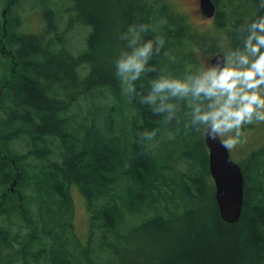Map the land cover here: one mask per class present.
Here are the masks:
<instances>
[{
	"label": "trees",
	"instance_id": "1",
	"mask_svg": "<svg viewBox=\"0 0 264 264\" xmlns=\"http://www.w3.org/2000/svg\"><path fill=\"white\" fill-rule=\"evenodd\" d=\"M105 1L94 0L104 9L98 12L93 9L89 10L93 6L91 2L73 1L76 16L72 17L67 24L69 29L77 24H86L92 28L86 40V49L79 54L70 53L68 48L49 51L43 37L22 35L20 41L23 49H19L17 53L20 68L17 74L13 75L7 87L5 98L10 99L7 112L11 131L6 135L1 134L0 140L3 141L4 136H8L10 140L29 136L30 142L29 152L23 156L12 153L9 148L5 155H2L0 151V185H6L12 177L18 186L25 181L30 183L29 178L34 182L37 181L35 185L39 198H45V200L47 198L48 211L44 219L46 224L44 234L53 238L48 256L51 264H80L81 262L70 259L63 252L64 247L59 244V236L55 231L56 227L60 228L62 221L69 222L67 215L72 208L71 198L66 189L69 185L77 184L91 205L103 196L114 201L115 197L110 194L113 185H117L119 180L116 175L127 166L129 167L127 174L133 181L131 187L134 190L132 193L134 198L140 206H145L151 211L152 207L155 209V204L160 201L162 195H167L170 190L174 191L180 184L174 176H170L171 174L164 177L159 174L161 169L157 165L153 152L146 147L147 142L145 144L139 142L138 133L150 132L154 129L159 133L166 122L164 114L154 115L149 105L139 103V97L131 100L139 113L140 122L132 129L136 142L130 144V149L123 150L121 141L115 137V130L106 115L96 118L91 126H82L83 132L79 128H74L70 123L71 118L67 112L80 99L84 98L87 93H91L94 88L98 90L100 87L107 86L110 80L117 78L115 61L122 51H131L127 48V40H122L121 36L128 31L130 26H135L138 30L141 24H147L149 28L147 32L141 33L142 39L145 41L154 39L158 36L154 32V23L160 22L158 14L166 11L165 8L162 9L163 11L154 8L153 5L160 3L159 0H155L153 4L150 0H126V4L121 0V11L114 2L106 3ZM11 4L14 3L11 2L8 9ZM261 15H264V9ZM110 16L113 17L111 24ZM169 18L166 23L176 28L173 29L172 37L181 41L186 40L188 26H185L184 22L175 16V13H171ZM51 21L49 32L57 31L58 26L54 23L53 17ZM114 28L117 29L116 33ZM236 32L230 34L232 41L236 40ZM108 44L111 48L106 51L105 46ZM30 45H33V55L28 51ZM112 50L116 53L115 57L112 54L108 55V52ZM165 50L163 46L160 54L149 61V65L154 66L156 71L142 75L135 82L139 93L147 95L151 90V81L162 75L160 61L164 57ZM84 66L89 71L83 70ZM7 84L8 82L5 87ZM84 94L85 96L82 97ZM62 95L65 97L62 98ZM1 99H4L3 93L0 95V103ZM184 105H180L181 110L177 112L176 118L181 117L182 132L184 131L187 136L184 125L190 117L187 120L184 119L182 108ZM108 131L109 135L106 134ZM192 134L198 135V132L191 129L190 135ZM56 146L62 150V158L61 161L52 162L48 154H53L52 149ZM192 146L196 150L193 166L196 168L200 166L198 175L189 179L192 181L191 188L196 189L197 202L193 207L195 209L198 201L200 203L202 199H206L204 179L206 176L210 177L211 172L208 153L203 142L192 141ZM198 149H204L203 156L199 157ZM31 158L39 162L43 161L39 167H35L28 160ZM45 160L46 164H44ZM30 167L34 170L32 175L29 171ZM242 169L245 186L240 220L234 224L226 223L221 218L214 200V213H217L214 232L208 231L202 222H191L192 228L186 232L184 238L180 239L177 236L167 238L168 249L159 251L157 257L149 260V264H264V172L260 166L253 167L249 173L246 168ZM14 173H16L15 176ZM184 185L182 180V189ZM118 186L121 187L119 193H123L120 196L121 206H117L116 202L109 203L93 217L101 220L105 228L115 234L117 240L123 238L118 232L119 229H116L117 223L119 224L124 218L123 213L139 212L127 208L128 202H124L123 199L125 187ZM26 199H28L27 196ZM193 208L183 210L189 220L194 212ZM204 209L209 210L206 206ZM4 214L5 212L0 213L1 216ZM25 216L29 217L26 211ZM176 216L177 213L171 218L157 217L141 225H153L165 233H172L170 221ZM213 233H218L217 238ZM8 234L9 231L0 225V252L3 247L15 249L13 243L15 241L9 243L11 237ZM156 245L161 244L156 243ZM7 262L0 255V264H14V262ZM112 263L118 264L112 260V257L104 264ZM91 264L98 263L92 262Z\"/></svg>",
	"mask_w": 264,
	"mask_h": 264
},
{
	"label": "rangeland",
	"instance_id": "2",
	"mask_svg": "<svg viewBox=\"0 0 264 264\" xmlns=\"http://www.w3.org/2000/svg\"><path fill=\"white\" fill-rule=\"evenodd\" d=\"M73 1L75 0H0V95L3 93L4 98L0 103V138L1 134L6 135L11 131L7 112L10 99L5 97H7L9 81L20 68L17 53L19 49H23L20 41L22 35L43 37L49 51L68 48L70 53L79 54L86 49V40L92 28L86 24H77L72 29L67 26L70 19L76 16ZM110 1L114 2L121 11V0H106L105 2ZM123 1L125 4L127 3L126 0ZM154 1L150 0V3L153 4ZM159 1L160 3L153 5L154 8L166 9L158 14L160 22L163 21V23H154V32L165 40L166 50L160 61L161 76L182 77L186 71L195 73L199 68L211 64V59L217 54H223L228 47L239 46V42L232 41L230 36L232 32L237 31L238 24H245L263 13V9L258 6L259 0H215L218 12L213 19L202 14L199 0ZM11 2L14 4H11L8 9ZM86 2L93 4L92 8H89L90 11L92 9L96 12L104 10L94 0H86ZM171 13H175V16L180 18L185 26H188L186 40L181 41L172 37L175 27L164 22L170 19ZM52 17L54 23H57L58 29L49 32ZM112 21L113 17L110 16V24ZM114 29L116 33L117 29ZM32 47L33 45H30L28 50L31 55H33ZM105 48L108 51L111 48L110 44ZM111 54L116 56L113 50L108 52V55ZM108 65L112 64L108 63ZM82 69L89 71L85 66ZM85 71L84 75H86ZM87 94L86 96L82 95L85 97L67 112L71 118L70 123L74 128H79L83 132L82 126H91L96 118L106 115L115 130V137L121 141L123 150L130 149V144L136 142L132 129L136 124L139 125L140 116L134 108L132 99L130 100L122 94L119 79H112L107 86L100 87L98 90L94 88L91 93ZM183 104H185L182 107L184 109L183 116L187 120L190 117V110L185 102L180 105ZM16 122H20V120H16ZM190 131L191 129L187 132V136L184 131L182 132L181 117H178L170 124L165 122L155 139L147 142L158 144V147L150 149V151L153 152L157 165L161 169L159 174L163 177L171 174L170 176H174L180 181L174 191L170 190L167 195L161 196L160 201L155 204V209L151 208L152 212L145 206H140L134 198L132 194L134 190L131 187L133 181L127 174L129 170L127 166L116 175L119 180L117 185H113L110 194L115 197L114 201L103 196L91 205L77 184L66 187L72 205L67 215L69 222L62 221L60 228L56 227L55 231L59 236V244L64 247L62 248L63 252L70 259L80 260V264H91L92 262L104 264L112 257V260L118 264H149V260L157 257L159 251L168 249L167 238L177 236L183 239L195 221L204 223L208 231L216 230L217 213H214L213 202L214 200L216 202V186L212 175L206 176L204 179L206 199H202L200 203L198 201L195 209L193 208L197 202L196 189L191 188L192 181L189 179L198 175L200 166L198 165V168L193 166L195 165L196 150L193 146L191 147L192 141L203 142L208 157L209 150L205 144V134L198 132V135H190ZM245 131L247 143L230 151L231 157L242 168H246L248 173L256 166H260L264 172V123L249 125ZM169 133L174 135V139L166 138ZM106 134L109 135V131ZM4 139L0 140L2 155L7 154L8 148L12 153L20 156L28 154L29 136H21L13 140L4 136ZM52 150L53 154H48L50 161H61L62 150L58 146ZM197 153L199 157L203 156L204 149H198ZM28 160L35 167H39L43 161L39 162L35 158ZM46 163L45 160L44 164ZM29 171L31 175L34 174L33 167H30ZM125 171L126 173H124ZM182 180L185 183L183 189ZM28 181L30 183L22 182L19 186H14L13 189L14 177H12V180L6 185H0V209L2 213L5 212L3 216L0 215V225L9 231L8 236L11 237L9 243L15 241L13 242L15 249L3 247L0 255L8 261L7 263L51 264L48 261V256L53 238L44 234L46 225L44 219L48 211L47 198L46 200L39 198L35 185L37 181L34 182L31 178ZM118 185L125 187L123 199L124 202H128L127 208L139 211L123 213L124 218L116 225V229H119L117 231L123 236L119 240L112 231L105 228L106 226L101 220L93 218L95 213L100 212L101 208L109 203L116 202L117 206H121L120 196L123 193H119L121 187ZM205 206L209 210H205ZM188 208L194 209L190 220L183 211ZM25 211L30 218L25 216ZM176 213L177 216L170 221L172 233H165L153 225H141L157 217L171 218ZM213 234L217 238L218 233ZM156 243L161 245H156Z\"/></svg>",
	"mask_w": 264,
	"mask_h": 264
},
{
	"label": "clouds",
	"instance_id": "3",
	"mask_svg": "<svg viewBox=\"0 0 264 264\" xmlns=\"http://www.w3.org/2000/svg\"><path fill=\"white\" fill-rule=\"evenodd\" d=\"M258 6L264 9V0H259ZM148 28L147 24H141L138 30L130 26L121 36L131 49L122 51L115 61L122 94L130 100L139 97V103L149 105L154 115L164 114L169 124L181 110L180 102H185L190 110V119L184 125L186 133L194 129L211 140L220 139L229 151L247 143V126L264 123V15L240 25L235 34L239 46L228 47L215 64L195 73L186 71L182 77L160 76L151 81L150 92L143 95L135 82L156 71L149 61L165 44L160 36L143 40L141 33ZM157 131L138 133L139 142L153 141ZM166 138L174 139V135L169 133ZM146 147L155 149L158 144L147 143Z\"/></svg>",
	"mask_w": 264,
	"mask_h": 264
},
{
	"label": "water",
	"instance_id": "4",
	"mask_svg": "<svg viewBox=\"0 0 264 264\" xmlns=\"http://www.w3.org/2000/svg\"><path fill=\"white\" fill-rule=\"evenodd\" d=\"M201 12L207 18L216 15L217 7L213 0H199ZM222 53L211 59V64ZM205 143L209 150V168L216 186V202L221 218L228 224L238 222L244 205L245 177L242 167L236 163L225 149L220 139L211 140L205 135ZM17 182L12 184V188Z\"/></svg>",
	"mask_w": 264,
	"mask_h": 264
},
{
	"label": "flooded vegetation",
	"instance_id": "5",
	"mask_svg": "<svg viewBox=\"0 0 264 264\" xmlns=\"http://www.w3.org/2000/svg\"><path fill=\"white\" fill-rule=\"evenodd\" d=\"M213 1H214V3L216 4L217 12H218V5H217V3L215 2V0H213ZM216 15H217V13H216ZM214 17H215V16H214ZM214 17H213V18H214ZM213 18H212V19H213ZM208 20H209V19H208ZM13 189H14V188H13Z\"/></svg>",
	"mask_w": 264,
	"mask_h": 264
},
{
	"label": "bare ground",
	"instance_id": "6",
	"mask_svg": "<svg viewBox=\"0 0 264 264\" xmlns=\"http://www.w3.org/2000/svg\"><path fill=\"white\" fill-rule=\"evenodd\" d=\"M163 11V10H162Z\"/></svg>",
	"mask_w": 264,
	"mask_h": 264
}]
</instances>
